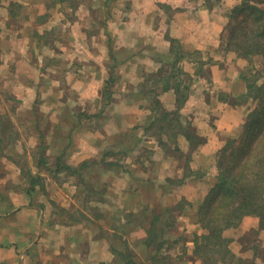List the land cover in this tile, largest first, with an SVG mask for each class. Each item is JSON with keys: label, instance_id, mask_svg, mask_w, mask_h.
Returning <instances> with one entry per match:
<instances>
[{"label": "crops", "instance_id": "1", "mask_svg": "<svg viewBox=\"0 0 264 264\" xmlns=\"http://www.w3.org/2000/svg\"><path fill=\"white\" fill-rule=\"evenodd\" d=\"M244 1H111L116 5L110 10L106 28L98 36L87 38V47L78 34L71 48L61 47L63 51L52 53L57 55L53 59L56 62H67L73 88L79 83L89 86L94 80L101 89L106 85L111 100L105 101L99 89L97 97L85 98L83 103L79 98L61 96L49 101L53 98L42 97L40 100H45L51 108L42 111L46 117L27 120L39 129L44 121L45 137L33 142L35 147L30 146L40 148L38 161L31 158L34 162L30 163L27 153V158L19 157L21 150L29 149L18 148L19 139L0 147V264H126V258L114 249L127 251L128 239L134 235L130 234L131 228L143 230V216L134 227L127 221L128 215L144 214L141 203L147 202V212L157 213L167 211L181 198L191 204L195 202L201 192L197 186L203 180L205 185L212 180L207 174L202 176V172L216 165L214 155L227 138L242 128L252 101L244 106L237 104L239 97L247 96V83L240 77L247 61L237 57L234 60L235 53L224 50L231 11L241 7ZM247 2L264 9V0ZM243 16L239 13L237 19ZM98 37L103 38L99 53L94 46ZM107 43L112 49L111 64ZM7 51L8 55L14 54ZM41 52L46 51L41 50L38 55ZM80 58L86 60L84 65L79 64ZM38 65L44 74L47 69L41 61ZM118 86L123 87L119 89L122 93L119 99ZM84 91L90 93L89 88ZM182 91L184 98L180 100ZM18 94L23 99L27 96V93ZM96 98L98 114L106 123L111 121L116 126L112 131L105 129L106 123L98 130H90L78 119L75 106L82 107L83 117L89 116L91 112L86 108ZM158 101L164 112L177 111L180 123L170 124L172 131L184 127L204 140L193 145L184 134H179L177 139L172 136L174 132L170 135V128L162 134L148 129L156 117L155 114L149 118L151 109ZM3 116L0 113V118ZM49 121L52 126L47 130L45 124ZM161 124L165 128L168 125L164 120ZM132 131L137 140L129 144L122 138ZM108 134H118L124 148L123 158L120 154L118 160L111 159L113 151L107 148L116 145L102 142ZM96 135L102 137H98L100 140L94 146V139H89ZM101 147H105L104 155L101 159L94 158L100 154ZM75 158L77 161H71ZM23 159L27 161L25 169ZM62 174L68 178L66 182L61 180L64 187H72L71 196L52 198L48 181ZM38 175L40 184L34 185L32 179ZM134 182H138L136 186ZM91 212L108 215L113 224L91 217ZM183 222L184 228H199L200 232L203 229L190 219L184 218ZM106 228L116 232L113 235L119 236V244L106 235ZM175 242L172 239L170 243L176 246ZM184 243L185 253L190 256L184 264H201L200 259L199 262L194 258L192 242ZM166 254L159 255L167 260Z\"/></svg>", "mask_w": 264, "mask_h": 264}, {"label": "rangeland", "instance_id": "2", "mask_svg": "<svg viewBox=\"0 0 264 264\" xmlns=\"http://www.w3.org/2000/svg\"><path fill=\"white\" fill-rule=\"evenodd\" d=\"M111 1L72 0L71 3H68L67 0H0V113H3L4 115L2 117L3 141L1 142L0 147H3V145L7 143L11 145L13 140L16 141L19 139V144H17V146H19L18 148L23 149L29 147L30 149H27L26 152L25 150H21V156L19 157L27 158V155H25V153H27L30 156V163L38 161V151L40 148L33 149L32 147L30 148V146H33V142L40 139L43 140V138L45 137L42 129L44 121H42L41 129H39L38 126L33 127V125L29 124L28 121L33 118H39L40 116L46 117L44 116L46 114H42V111L51 109L45 100L40 99H43L45 97L49 99V97H52L53 99L49 101H56L55 99L63 96L65 99L71 98L76 100L77 98H79V101L83 103L85 102V98L93 96L95 97L96 94H98L97 92L99 89V93H103L102 97L105 101L111 100V93H109L108 89L105 88L106 85L104 88H102V90L97 86V83L94 80L89 83V86L84 87L83 83H79L76 89L73 88L72 84H70L71 78H69V74L67 73V68L69 67L67 62H64V60L56 62V60L53 59H56L57 55L54 54V56H52V53L57 52V50L61 47L65 49L71 48L72 44H75V42L77 41L76 36L78 34L81 41H83L84 45L87 47V38H90L93 35L98 36L99 32L103 31V29L106 28L107 17L110 13V10L112 6L116 5ZM98 38L94 44L96 48L95 52L97 53H99L100 48L103 47V38ZM106 46L108 47V50H110L107 55L109 56L108 62L111 64L113 58L110 59L109 54L112 55V49L109 48L110 45H108V43ZM44 49L46 52H41V55H38L39 52L41 50L43 51ZM7 50L11 52L13 51L14 54L8 55ZM224 50L226 52H234V60H236L237 58H241L245 62L247 61L246 67L242 68L240 71V77L246 81L247 88L249 81H254L255 84L258 83V85L264 83V58L261 55L256 54L249 57L240 56L236 53L235 50L228 48L226 38ZM24 53H27L26 57L24 56ZM62 59L65 58L63 57ZM40 61L47 69L45 71L46 74L45 72L44 74H42V72L39 71L38 63H40ZM84 63H86V60L80 58L79 64L84 65ZM11 65H13V69L12 71H8V67ZM26 83H29L30 85L27 86L25 85ZM86 88H89L90 93H86L84 91L86 90ZM122 88L123 87L121 86L116 87L118 91V99L121 97L120 94L122 93L119 92L120 90H122ZM247 90L248 94L249 89ZM18 93H22L23 96L27 93V96H25L26 98L23 99ZM249 100L251 101L252 99L248 98V96H242L239 97L238 103H236L239 106H244V104L247 105ZM89 105L90 106L86 108V111L91 112L90 115L87 114L89 116L83 117V115L80 113V111H82V107L79 106H75V109H77L76 114L79 115V121H83L84 125L87 126L90 130H98L99 127L106 123L105 118L97 112L99 109L97 98L95 101H91ZM254 105V101H251L250 107H248V112H250L252 106ZM55 106L56 104L53 105V107ZM109 111H111V109ZM8 116L11 117L8 118ZM12 117L15 119L14 122L12 120ZM51 126L52 124L50 121L45 124L47 130L50 129ZM112 127L115 128L116 126L110 121L109 123H106L105 129H109L112 131ZM241 130L242 128L237 133L231 136L240 135ZM132 133H134V131H132L128 135H123L122 139L124 141H128L129 144L134 143L137 138L136 136H132ZM96 134L99 133L97 132ZM65 136L66 135L63 136L64 140ZM95 137L96 138L89 139H94V146H96L97 142L101 139L102 136L96 135ZM98 137H100V139H98ZM87 139L88 138H85V141H88ZM119 141L120 140L118 134H108L102 141L113 142L116 145L115 147L110 146V148H107V150L112 149L113 151L111 159L118 160L120 154L122 158L124 157V153L122 151L124 148L123 146H121ZM33 147H35V145ZM105 147H107V145ZM105 147H101L99 150L100 154L95 155L94 158L101 159L102 155H104L105 153V151L103 152V148ZM88 154H92V152H89ZM150 154L148 153V156H150ZM214 156L216 162V154ZM80 157H82V155L78 156V158ZM142 157L145 158L144 155ZM31 158H33L34 161L31 160ZM72 158L74 157L72 156L71 159ZM78 158H75L71 161H77ZM23 161L24 162L22 168L25 169L27 168V161L25 159H23ZM205 174H207L209 177H212L211 181H214L218 174L217 166L212 165L207 167L206 171L202 172V176ZM62 175L63 176H60L61 179L60 177L56 180L54 178H50V180L48 181V188L50 191L49 196L52 198L56 197L57 199H62L69 198L71 196L70 194L72 193V187H64L65 182L68 180V178L64 176L65 174ZM61 180L65 182H62ZM203 181H201L200 186H197V189L201 192H199L195 202L192 203L191 206L187 205L186 209H183L188 213L182 214V216L177 217V229L166 233L165 238L167 239L169 237L168 240H170V242L172 241V239L176 240V246H173V244L170 242L168 243V240L165 242L162 253H167L166 255H169V258L167 260L166 258H161L160 260L156 259L152 261V255L155 256L159 253H157L155 248L148 247L145 244V235L141 230L131 228V233L130 231L129 233H134V235L131 238L128 235L129 239L127 250L133 251L139 262H143L144 264H184L187 262L185 260L190 256L185 253L184 247L186 243L184 242L187 240L192 242L194 253L195 234L200 235V233L203 234L206 232L204 229H202L200 232L199 228L192 229L191 227H183V219H194V214L197 212L200 202L204 198V196L200 197L201 194H204V192H208L210 186L212 185L210 181L209 183H206V185ZM137 183L138 182H134L133 185L136 186ZM56 192H58V194ZM176 201H178V199H176ZM146 203H141L142 205L140 206V208L144 210L143 215L134 214L127 218L128 224L130 226L134 227L135 224H139L137 220H139L142 216L144 217V220L147 219V217L150 215L153 216L154 213L147 212L149 210V207H145ZM139 205H137L138 208ZM90 216H96L97 218H100L99 221L101 222H103L104 220L107 224H113L111 217H108V215H97L91 212ZM179 223L183 224L179 225ZM192 223L196 224L194 222ZM179 226H181V228H179ZM113 233L116 232H114V230L112 231V229L106 228V235L112 236L113 242L119 244V236L113 235ZM225 233L228 237L233 239L231 248L239 257H254V247L259 246L261 258H258V261L259 263L263 261L262 264H264L263 216L255 213L248 214L243 218L239 225L228 229ZM197 260L200 262L199 259ZM121 263H123V260Z\"/></svg>", "mask_w": 264, "mask_h": 264}, {"label": "trees", "instance_id": "3", "mask_svg": "<svg viewBox=\"0 0 264 264\" xmlns=\"http://www.w3.org/2000/svg\"><path fill=\"white\" fill-rule=\"evenodd\" d=\"M64 1V0H62ZM72 0H67L71 3ZM109 2L111 0H108ZM244 16L237 19V15ZM227 46L236 51L240 56L261 55L264 58V9H260L245 0L243 5L231 11V21L225 32ZM262 73V72H261ZM248 98L254 101L248 112L246 120L240 131V135L230 136L226 143L216 153V166L218 174L214 181H210L207 194L204 196L192 222L198 224L206 232L195 234L194 258L200 259L203 264H262L259 263L260 247H254V257H239L231 248L232 238L226 235V231L236 227L248 214H258L264 217V83L248 82ZM182 91L180 100L184 98ZM182 104V101H180ZM160 101L153 106L152 123L148 129L153 128L155 134L168 131L170 124L180 123L177 111L164 112ZM161 114V115H159ZM167 122V127L161 121ZM0 144L3 141L2 118H0ZM173 137L184 134L193 145L204 138H198L191 130L180 128L178 132L172 131ZM163 140H165L163 138ZM162 140V143L165 141ZM167 141V140H166ZM166 144V143H165ZM1 152V151H0ZM183 157H185L183 155ZM189 156H186L188 159ZM33 184H40L41 177L32 179ZM191 202L181 198L173 207L165 212L154 213L143 220L142 232L145 235V244L155 248L162 254L167 239L166 233L176 230L178 216L186 214L184 211ZM132 215H128L130 217ZM130 231V230H129ZM114 251L126 258V264H143L136 262L133 251ZM152 255V260H160L164 257ZM122 261V260H121ZM164 261V260H162Z\"/></svg>", "mask_w": 264, "mask_h": 264}]
</instances>
